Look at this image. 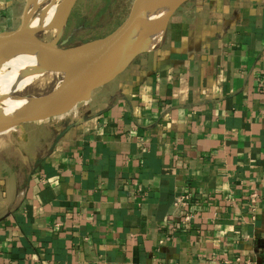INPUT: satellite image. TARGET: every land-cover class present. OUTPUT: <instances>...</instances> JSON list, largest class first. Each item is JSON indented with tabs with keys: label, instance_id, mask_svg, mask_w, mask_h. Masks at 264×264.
<instances>
[{
	"label": "crops",
	"instance_id": "crops-1",
	"mask_svg": "<svg viewBox=\"0 0 264 264\" xmlns=\"http://www.w3.org/2000/svg\"><path fill=\"white\" fill-rule=\"evenodd\" d=\"M0 264H264V0H187L89 100L0 135Z\"/></svg>",
	"mask_w": 264,
	"mask_h": 264
},
{
	"label": "water",
	"instance_id": "water-1",
	"mask_svg": "<svg viewBox=\"0 0 264 264\" xmlns=\"http://www.w3.org/2000/svg\"><path fill=\"white\" fill-rule=\"evenodd\" d=\"M187 0H136L129 15L111 32L75 46L64 47L66 40L58 44L68 21L75 0H61L57 18L48 24H33L44 8L42 0H25L19 25L0 33V66L17 51L42 54L45 57L67 61L73 66L65 73L62 83L50 92L38 96H23L19 90L0 93V106L5 101H20L21 105L9 115L0 113V134L18 129L23 123L41 121L62 116L81 102L87 101L98 87L114 79L137 55L146 49H134L137 42L148 36L163 34L171 15ZM48 8L51 6H47ZM158 11L148 18L149 12ZM55 30L52 40L46 41L41 34ZM70 77L66 88L63 82ZM64 132V131H63ZM63 132L56 137L58 140Z\"/></svg>",
	"mask_w": 264,
	"mask_h": 264
},
{
	"label": "rangeland",
	"instance_id": "rangeland-1",
	"mask_svg": "<svg viewBox=\"0 0 264 264\" xmlns=\"http://www.w3.org/2000/svg\"><path fill=\"white\" fill-rule=\"evenodd\" d=\"M135 1L136 0H75L58 44L66 40L64 47L75 46L108 34L129 15ZM60 2L61 0H42L40 8H44L40 11V14L50 5L58 6L59 10ZM54 36L55 30H50L41 34V38L46 41L52 40ZM11 68L10 63H4L0 66V90H9L14 86L16 76H14L15 78H10ZM21 72V75H25L28 71ZM3 73L5 74L3 75ZM64 78L65 72L59 70L53 71L49 69L36 72L32 75L31 81L25 83L18 89L19 91L17 94L23 96L46 94L57 88ZM19 128H21V126ZM8 133L9 132H6L0 135Z\"/></svg>",
	"mask_w": 264,
	"mask_h": 264
},
{
	"label": "bare ground",
	"instance_id": "bare-ground-1",
	"mask_svg": "<svg viewBox=\"0 0 264 264\" xmlns=\"http://www.w3.org/2000/svg\"><path fill=\"white\" fill-rule=\"evenodd\" d=\"M51 7H46L40 14V12L35 17L33 24H48L49 22L54 21L60 10H58V6L50 5ZM158 11L149 12L148 18L156 16ZM160 34H154L147 37L146 41L137 42L134 45V49H148L150 48L159 38ZM4 63L11 64V75L10 78L16 76L15 84L11 89L7 90H0V93L6 94L10 93L13 90H18L22 87L25 83L31 81L32 75L36 72H42L44 70H59L62 72L71 73L72 72V64L67 61H57L48 57H45L42 54L34 53V52H27V51H17L13 54V56L6 58L1 65ZM25 69V70H24ZM1 71V70H0ZM9 71V70H8ZM21 71H28L24 76L21 75ZM5 73H3L4 75ZM2 77V76H1ZM5 77V76H4ZM15 78V77H14ZM70 82V77L66 79L65 83L61 86L62 88H66L68 83ZM21 105L20 101H9L6 100L3 106H0V113L4 115H9L13 110Z\"/></svg>",
	"mask_w": 264,
	"mask_h": 264
},
{
	"label": "built area",
	"instance_id": "built-area-1",
	"mask_svg": "<svg viewBox=\"0 0 264 264\" xmlns=\"http://www.w3.org/2000/svg\"><path fill=\"white\" fill-rule=\"evenodd\" d=\"M189 204V196L187 194H179L173 201V206L176 212L184 211ZM190 224V214L184 213L182 221L180 222L181 226H188Z\"/></svg>",
	"mask_w": 264,
	"mask_h": 264
}]
</instances>
